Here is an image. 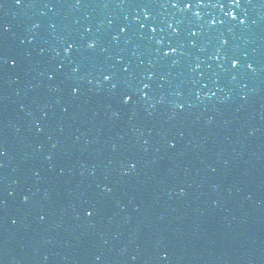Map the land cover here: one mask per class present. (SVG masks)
<instances>
[{
	"label": "water",
	"instance_id": "1",
	"mask_svg": "<svg viewBox=\"0 0 264 264\" xmlns=\"http://www.w3.org/2000/svg\"><path fill=\"white\" fill-rule=\"evenodd\" d=\"M0 264H264V0H0Z\"/></svg>",
	"mask_w": 264,
	"mask_h": 264
},
{
	"label": "snow or ice",
	"instance_id": "2",
	"mask_svg": "<svg viewBox=\"0 0 264 264\" xmlns=\"http://www.w3.org/2000/svg\"><path fill=\"white\" fill-rule=\"evenodd\" d=\"M16 2H17L18 5H20V4L23 3V0H16ZM172 6H173V7H179L180 4H179V2H177V3H174ZM186 6H187L188 8H191V4H190V3L187 4ZM152 31L155 32L156 29H153ZM95 47H96L95 42H92V43L89 44V48H95ZM175 51H176L175 48L171 49V52H172V53H174ZM170 54H171V53H167V52L164 53V55H166V56H167V55H170ZM125 71H127V69H125ZM105 80H111V76H105ZM145 87H147V85H145ZM131 99H132L131 96H126L124 102H125V103H128V102L131 101ZM89 215H92V213L89 212Z\"/></svg>",
	"mask_w": 264,
	"mask_h": 264
}]
</instances>
